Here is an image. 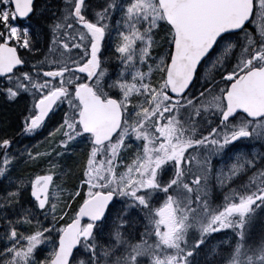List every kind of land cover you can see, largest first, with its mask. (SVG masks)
I'll return each instance as SVG.
<instances>
[{"label": "snow or ice", "instance_id": "obj_1", "mask_svg": "<svg viewBox=\"0 0 264 264\" xmlns=\"http://www.w3.org/2000/svg\"><path fill=\"white\" fill-rule=\"evenodd\" d=\"M0 103V264H264V0H0Z\"/></svg>", "mask_w": 264, "mask_h": 264}, {"label": "rangeland", "instance_id": "obj_2", "mask_svg": "<svg viewBox=\"0 0 264 264\" xmlns=\"http://www.w3.org/2000/svg\"><path fill=\"white\" fill-rule=\"evenodd\" d=\"M0 107H2V103H0ZM44 136H45L44 133H42V137H40V134L39 135H34V138L30 142L32 144H35L37 141H41ZM44 143L46 144L47 143V140H45ZM43 147H44V144L41 145V149L40 150H42Z\"/></svg>", "mask_w": 264, "mask_h": 264}, {"label": "flooded vegetation", "instance_id": "obj_3", "mask_svg": "<svg viewBox=\"0 0 264 264\" xmlns=\"http://www.w3.org/2000/svg\"><path fill=\"white\" fill-rule=\"evenodd\" d=\"M40 137H42V133H40Z\"/></svg>", "mask_w": 264, "mask_h": 264}, {"label": "trees", "instance_id": "obj_4", "mask_svg": "<svg viewBox=\"0 0 264 264\" xmlns=\"http://www.w3.org/2000/svg\"><path fill=\"white\" fill-rule=\"evenodd\" d=\"M21 71L23 70V69H20Z\"/></svg>", "mask_w": 264, "mask_h": 264}]
</instances>
